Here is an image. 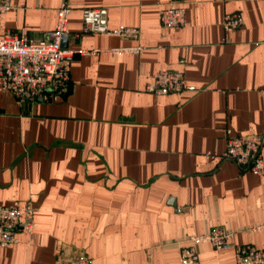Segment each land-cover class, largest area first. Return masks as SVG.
I'll list each match as a JSON object with an SVG mask.
<instances>
[{
  "label": "crops",
  "instance_id": "0c3cea01",
  "mask_svg": "<svg viewBox=\"0 0 264 264\" xmlns=\"http://www.w3.org/2000/svg\"><path fill=\"white\" fill-rule=\"evenodd\" d=\"M63 1L64 46L83 48L58 100L20 102L0 85V205L32 201L37 226L0 246V264H181L192 235L217 227L264 248V174L222 154L229 136L259 139L264 157V0H187L181 27L161 24L170 0H10L0 36L46 37ZM137 39L84 31L83 8ZM243 24L228 33L227 13ZM142 44V52L114 48ZM98 49L100 51L93 52ZM161 69L194 89L154 94ZM195 264H237L234 248L198 245Z\"/></svg>",
  "mask_w": 264,
  "mask_h": 264
},
{
  "label": "built area",
  "instance_id": "2783aa9c",
  "mask_svg": "<svg viewBox=\"0 0 264 264\" xmlns=\"http://www.w3.org/2000/svg\"><path fill=\"white\" fill-rule=\"evenodd\" d=\"M187 0H170L161 10L160 20L164 27L175 28L185 25L187 20ZM11 8L10 0H0V11ZM72 6L63 1L57 10V24L46 37H31L27 30L8 32L0 36V85L12 93L20 102L50 98L58 100L71 87L70 67L77 53H85L83 48H71L62 44L63 37L69 33L68 21ZM243 24L239 12L227 13L224 29L228 33ZM84 31L91 33L116 34L123 39H137L140 28L120 24L115 29L108 25V10L105 7L83 8ZM142 44L114 48L115 51L130 50L142 52ZM100 50L95 49L93 52ZM147 89L154 94H167L194 89L184 73L179 70L161 69L156 72L153 82ZM259 139L229 136L227 147L222 154H209L221 159L231 160L241 168L255 174H264V157ZM37 206L30 200H13L0 205V246H8L19 241L20 231L33 234L36 226ZM264 229V222L251 228ZM191 244L181 248V264H195L199 261L198 245L211 243L217 249L234 248L237 264H264V248L251 244H233L232 233L224 227L213 228L207 233L192 235ZM77 261L90 264V258L80 254Z\"/></svg>",
  "mask_w": 264,
  "mask_h": 264
},
{
  "label": "water",
  "instance_id": "95a60500",
  "mask_svg": "<svg viewBox=\"0 0 264 264\" xmlns=\"http://www.w3.org/2000/svg\"><path fill=\"white\" fill-rule=\"evenodd\" d=\"M63 38H65V37H63ZM62 44L64 45V41L62 40Z\"/></svg>",
  "mask_w": 264,
  "mask_h": 264
}]
</instances>
